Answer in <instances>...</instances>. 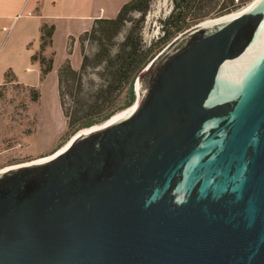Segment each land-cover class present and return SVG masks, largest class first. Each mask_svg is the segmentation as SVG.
Listing matches in <instances>:
<instances>
[{
	"label": "water",
	"instance_id": "obj_1",
	"mask_svg": "<svg viewBox=\"0 0 264 264\" xmlns=\"http://www.w3.org/2000/svg\"><path fill=\"white\" fill-rule=\"evenodd\" d=\"M134 86L0 169V264H264V0L188 27Z\"/></svg>",
	"mask_w": 264,
	"mask_h": 264
},
{
	"label": "trees",
	"instance_id": "obj_2",
	"mask_svg": "<svg viewBox=\"0 0 264 264\" xmlns=\"http://www.w3.org/2000/svg\"><path fill=\"white\" fill-rule=\"evenodd\" d=\"M150 2L129 0L119 7L114 17L95 19L78 39L82 53L80 66L75 69L66 59L57 69L60 108L67 128L71 129V136L80 129L107 121L117 112L130 107L135 100L134 82L137 75L171 39L207 16L232 13L236 7L235 0H173V8L161 22V35L145 44L140 28L131 24L144 18ZM134 13L139 16L135 18ZM127 22H130V26L126 34L116 42L118 33ZM52 31V26L41 27L40 49L32 55L33 59L39 61L41 78L52 69V54H43L45 46L51 43ZM86 40L96 43L92 55L83 50ZM90 68L97 69L100 81L96 84L86 78L91 72ZM37 95L35 93L34 98ZM68 96L70 103L65 98Z\"/></svg>",
	"mask_w": 264,
	"mask_h": 264
},
{
	"label": "rangeland",
	"instance_id": "obj_3",
	"mask_svg": "<svg viewBox=\"0 0 264 264\" xmlns=\"http://www.w3.org/2000/svg\"><path fill=\"white\" fill-rule=\"evenodd\" d=\"M252 1L254 0H235L236 7L232 13L239 12ZM173 6V0H151L144 18L142 20L137 19L131 24L133 27L140 28L145 44L161 35V22ZM138 16V13H134L135 18ZM218 16L220 15L207 16L205 19ZM21 21L23 20L21 19ZM129 24L130 22L124 24L115 39L116 42L126 34ZM15 30L13 31V28L7 30L0 28V66L5 57L7 58L5 63L10 64L9 62L14 61V58L11 57L10 48H16L18 63L23 64L27 58L28 53L25 51V47L21 48V43L14 40L16 37L13 35ZM28 30L32 32V29L25 25L19 32L28 33ZM7 37L10 38L6 40ZM12 41L14 45H11ZM83 50L92 55L96 50V43L86 40ZM96 70L90 68L89 71L91 72L86 76L93 84L100 81ZM41 86L30 87L23 82L13 80L10 72L5 73V81L0 84V169L20 162L25 163L45 158L62 149L67 141L74 136L69 134L71 129L67 128L65 117L60 108L56 76L54 74L53 76L49 75ZM35 93L38 94L36 98H34ZM65 98L67 103L71 102L69 96ZM62 143L64 144L56 151L55 148Z\"/></svg>",
	"mask_w": 264,
	"mask_h": 264
},
{
	"label": "crops",
	"instance_id": "obj_4",
	"mask_svg": "<svg viewBox=\"0 0 264 264\" xmlns=\"http://www.w3.org/2000/svg\"><path fill=\"white\" fill-rule=\"evenodd\" d=\"M127 1L129 0H0V28L16 29L13 33L16 35L14 40L20 42L21 48L25 47L28 53L21 64L18 63L16 48H10L14 61L8 64L5 63L7 58H4L0 66V84L5 81V73L8 71L15 81L30 87L41 86L49 75L56 76L57 69L66 59L77 69L82 56L78 40L80 34L88 30L95 19L114 17L119 7ZM25 25L32 32H19ZM42 26L53 27L51 43L43 50L45 56L52 54V69L43 78L40 76L39 61L32 58L40 49ZM11 45H14L13 41Z\"/></svg>",
	"mask_w": 264,
	"mask_h": 264
},
{
	"label": "bare ground",
	"instance_id": "obj_5",
	"mask_svg": "<svg viewBox=\"0 0 264 264\" xmlns=\"http://www.w3.org/2000/svg\"><path fill=\"white\" fill-rule=\"evenodd\" d=\"M252 2H253V1H252ZM252 2H251V3H252ZM251 3H250V4H251ZM250 4H249V5H250ZM249 5H248V6H246L244 9H246L247 7H249ZM244 9H242V10H244ZM234 13H235V12H234ZM231 14H232V13H231ZM42 159H43V158H42Z\"/></svg>",
	"mask_w": 264,
	"mask_h": 264
}]
</instances>
